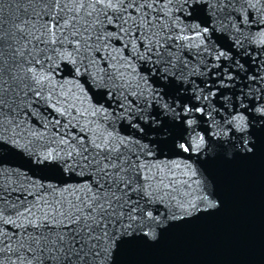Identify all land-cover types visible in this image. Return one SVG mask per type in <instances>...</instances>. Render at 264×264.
I'll return each instance as SVG.
<instances>
[{"label":"snow or ice","instance_id":"snow-or-ice-1","mask_svg":"<svg viewBox=\"0 0 264 264\" xmlns=\"http://www.w3.org/2000/svg\"><path fill=\"white\" fill-rule=\"evenodd\" d=\"M220 152H264V0H0V264H116Z\"/></svg>","mask_w":264,"mask_h":264},{"label":"water","instance_id":"water-1","mask_svg":"<svg viewBox=\"0 0 264 264\" xmlns=\"http://www.w3.org/2000/svg\"><path fill=\"white\" fill-rule=\"evenodd\" d=\"M223 207L164 230L155 244L133 241L116 264H264V152L252 160L209 161Z\"/></svg>","mask_w":264,"mask_h":264},{"label":"clouds","instance_id":"clouds-1","mask_svg":"<svg viewBox=\"0 0 264 264\" xmlns=\"http://www.w3.org/2000/svg\"><path fill=\"white\" fill-rule=\"evenodd\" d=\"M211 151V150H210Z\"/></svg>","mask_w":264,"mask_h":264}]
</instances>
